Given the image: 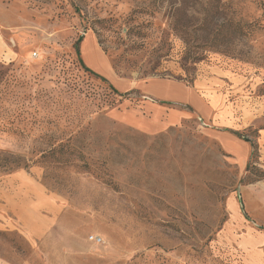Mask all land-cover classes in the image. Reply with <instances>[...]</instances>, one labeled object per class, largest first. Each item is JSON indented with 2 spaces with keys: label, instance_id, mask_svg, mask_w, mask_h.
<instances>
[{
  "label": "rangeland",
  "instance_id": "obj_1",
  "mask_svg": "<svg viewBox=\"0 0 264 264\" xmlns=\"http://www.w3.org/2000/svg\"><path fill=\"white\" fill-rule=\"evenodd\" d=\"M260 131L264 0H0V179L62 206L4 264H264Z\"/></svg>",
  "mask_w": 264,
  "mask_h": 264
},
{
  "label": "crops",
  "instance_id": "obj_2",
  "mask_svg": "<svg viewBox=\"0 0 264 264\" xmlns=\"http://www.w3.org/2000/svg\"><path fill=\"white\" fill-rule=\"evenodd\" d=\"M259 135L264 164V131ZM219 138L228 152L247 159L251 148L247 141L226 132ZM61 215L60 199L47 190L36 172L19 171L0 179V232H18L32 242L44 238ZM0 264H4L2 259Z\"/></svg>",
  "mask_w": 264,
  "mask_h": 264
},
{
  "label": "trees",
  "instance_id": "obj_3",
  "mask_svg": "<svg viewBox=\"0 0 264 264\" xmlns=\"http://www.w3.org/2000/svg\"><path fill=\"white\" fill-rule=\"evenodd\" d=\"M103 80H105V79H103ZM112 90L117 94V91L112 87ZM240 137V136H239ZM241 138V137H240ZM240 205H241V209H242V211H243V213L246 215V213H245V207H244V203H243V201L242 200H240ZM247 216V215H246Z\"/></svg>",
  "mask_w": 264,
  "mask_h": 264
},
{
  "label": "built area",
  "instance_id": "obj_4",
  "mask_svg": "<svg viewBox=\"0 0 264 264\" xmlns=\"http://www.w3.org/2000/svg\"><path fill=\"white\" fill-rule=\"evenodd\" d=\"M96 243H101L102 242V240L101 239H99V238H92Z\"/></svg>",
  "mask_w": 264,
  "mask_h": 264
}]
</instances>
